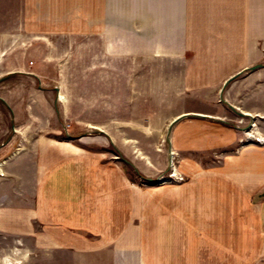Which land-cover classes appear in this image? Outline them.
<instances>
[{
  "label": "crops",
  "instance_id": "0c3cea01",
  "mask_svg": "<svg viewBox=\"0 0 264 264\" xmlns=\"http://www.w3.org/2000/svg\"><path fill=\"white\" fill-rule=\"evenodd\" d=\"M210 2L205 9L233 14L224 30L191 0H178L177 9L123 10L19 0L53 15L0 27V264L259 263L264 198L250 195L264 194L261 144L241 148L225 165L187 167L192 181L138 191L123 182L120 165L89 149V137L79 145L58 133L62 122L102 127L122 153L116 131L123 125L158 139L169 128L174 147L194 155L234 146L238 118L264 123V66L252 69L264 65V0ZM70 9H80V22L65 16ZM169 23L177 32L165 43ZM54 34L103 42L110 53L95 60L113 63L91 69V54L82 53L88 64L76 118L70 95L60 100L67 88L47 82L67 76L43 63L38 41ZM123 57L130 61L124 68Z\"/></svg>",
  "mask_w": 264,
  "mask_h": 264
},
{
  "label": "rangeland",
  "instance_id": "374dc122",
  "mask_svg": "<svg viewBox=\"0 0 264 264\" xmlns=\"http://www.w3.org/2000/svg\"><path fill=\"white\" fill-rule=\"evenodd\" d=\"M10 2L13 8L11 9H0V27L12 24L18 21L33 22L36 17L46 16L45 20H50L51 12L46 9H33V6H29L30 9H26L23 6L19 7V0H0V5L3 3ZM64 1V0H62ZM81 1V0H79ZM85 1V0H84ZM89 2V9H177L179 7L178 0H87ZM190 1V0H188ZM192 4L197 6L198 9L204 8L203 12L206 17H210L212 21H216V27H225V20L227 17L233 16L231 12L226 13L227 9H205L209 8L210 0H191ZM227 0H222V2ZM232 4V0H228ZM23 2V0H22ZM81 3V2H80ZM191 3V2H190ZM191 4V5H192ZM190 5V4H189ZM190 5V6H191ZM192 5V7H193ZM27 7V8H29ZM264 7H260L263 9ZM37 10V12H36ZM102 10V11H105ZM80 9H70L65 15L68 19L73 20V22H80ZM63 16V14H61ZM55 19L56 15L53 16ZM49 18V19H48ZM170 24V23H169ZM175 24H170V29L165 26V43L167 40L172 41L175 38L177 30L175 29ZM168 25V24H166ZM217 30V31H218ZM216 31V33H217ZM215 32V31H213ZM224 32V31H221ZM16 34V32H15ZM220 34V32H219ZM225 37V33L223 34ZM43 46V63L46 69L64 72L67 76L59 77L56 79H48L47 82L52 81L53 84L61 85L69 94H63L60 100L65 101L70 95L71 100L74 103L73 111L71 115L73 118L79 117L80 115V98H81V75L82 70L87 68L88 62H83L82 53H90V68L94 69L97 64H100L101 70L111 69L110 66L113 64L111 61L102 60L97 63L96 57L97 53L105 54L106 56L110 53L106 45L103 42L83 41L80 36L74 34L68 35H49L46 40L38 41ZM31 47L30 44L26 45L24 48ZM264 49V46L260 47ZM124 52V51H123ZM92 54H96L92 58ZM192 55L191 52L187 53ZM128 56V55H127ZM34 63V59H31V64ZM122 68L130 65L129 57L122 60ZM264 64V63H262ZM93 65V67H92ZM104 65V66H103ZM108 66V67H107ZM104 73H102L103 75ZM108 75V74H107ZM182 76V72H181ZM182 78V77H180ZM91 81H96V76L90 78ZM128 86L130 80L129 77L123 79ZM112 80L107 85L112 86ZM72 92L69 90L72 89ZM225 95V93H223ZM225 97V96H224ZM219 101V100H218ZM62 106V105H61ZM60 107V106H59ZM63 111L62 107H60ZM225 111L222 115H225ZM223 116V117H224ZM251 115H245V117L238 118L233 122V128H239L241 138L238 140L234 146L223 148L219 150H205L203 152H195L194 155L184 154L178 151L172 142L171 135L167 136L168 129H166L164 136L158 139V136L154 134V131L150 135H145V127L142 126H129L123 125L121 127V132L116 131L117 134H121L122 138L136 137V140L128 139V141H118L117 144L121 145L122 153H118V150L113 146L112 142L109 140V136L100 132L98 128L102 127H82V126H65L66 123L62 122V126L58 124V133H60L61 138L68 137L73 138L71 141L81 145L82 138L89 137V149L91 151L99 152L105 156V162L109 159H113L116 164L120 165L122 168V178L123 182L129 183L133 190H149L155 187H164L170 185H179L194 179L192 174L184 172L187 167L199 166L209 169L211 166L225 165L231 160L230 155L236 154L241 148L245 146H250L253 144H261L264 146V123H259L257 119L249 118ZM91 116V121L93 118ZM64 118V116H63ZM253 118V117H252ZM70 132H67V130ZM112 132L114 127L109 128ZM12 131V129H11ZM114 133V132H113ZM112 133V134H113ZM258 191L253 192L250 196L256 201L259 198H264V194L260 193L258 196ZM258 264H264V256L261 258Z\"/></svg>",
  "mask_w": 264,
  "mask_h": 264
},
{
  "label": "water",
  "instance_id": "95a60500",
  "mask_svg": "<svg viewBox=\"0 0 264 264\" xmlns=\"http://www.w3.org/2000/svg\"><path fill=\"white\" fill-rule=\"evenodd\" d=\"M264 65H257V66H255V67H253L252 69L253 70H256V69H258V68H260V67H263Z\"/></svg>",
  "mask_w": 264,
  "mask_h": 264
},
{
  "label": "built area",
  "instance_id": "2783aa9c",
  "mask_svg": "<svg viewBox=\"0 0 264 264\" xmlns=\"http://www.w3.org/2000/svg\"><path fill=\"white\" fill-rule=\"evenodd\" d=\"M2 163H0V175H2ZM15 264H20V263H15Z\"/></svg>",
  "mask_w": 264,
  "mask_h": 264
}]
</instances>
